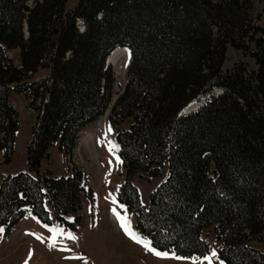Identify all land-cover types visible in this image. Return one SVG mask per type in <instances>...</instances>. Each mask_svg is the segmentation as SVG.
Segmentation results:
<instances>
[{"label":"trees","instance_id":"16d2710c","mask_svg":"<svg viewBox=\"0 0 264 264\" xmlns=\"http://www.w3.org/2000/svg\"><path fill=\"white\" fill-rule=\"evenodd\" d=\"M0 0V153L11 161L18 112L9 91L34 112L27 171L0 182V233L30 212L76 230L84 173L41 171L57 143L71 158L84 129L109 107L114 72L107 57L127 47V79L108 114L123 182L117 202L135 231L176 256L203 257L213 228L225 264H264V0ZM231 46L254 62L223 69ZM18 50L17 64L8 54ZM39 69L48 70L40 80ZM221 89L189 113L190 103ZM128 122V127L122 125ZM166 178L141 200L136 175ZM76 213L73 220L69 214Z\"/></svg>","mask_w":264,"mask_h":264},{"label":"rangeland","instance_id":"374dc122","mask_svg":"<svg viewBox=\"0 0 264 264\" xmlns=\"http://www.w3.org/2000/svg\"><path fill=\"white\" fill-rule=\"evenodd\" d=\"M33 1L29 0L28 4L32 5ZM78 1L68 0L67 8L76 6ZM254 2L256 11H260V0ZM8 54L17 64L19 63L18 50L10 51ZM128 60L129 55L124 52L114 64H108L114 72L109 107L103 116L81 133L71 158L57 150L56 143L50 149V156L43 161L41 171L51 169L53 165L54 177L68 175L66 164L68 168L71 165L79 167L84 173L83 185L86 190H93V208L89 199L85 195L82 196V208L78 212L81 215V222L76 230L61 227L48 203L45 204L52 218L50 225L71 232L75 239H70L67 235H56L53 240H49L53 233L37 217L28 213L18 221L9 235L1 231L0 264H216L215 262L220 260L217 258L220 245L214 239L212 227L202 232V236L210 243V253L215 251V256L209 260L197 256L178 259L176 257L180 256L168 252V256H158L150 250L153 248L151 245L146 248L144 242H138V237L133 239V236L121 227L118 216L128 222L130 231L135 234L134 215H129L117 202L118 190L123 182L121 176L123 169L120 159H117L119 156L115 142L116 130L110 127L108 114L125 86ZM238 61L247 62L250 66L254 64L250 57L229 46L223 69L231 67ZM47 74L45 69H39L32 79L40 80ZM220 91L221 89H214L192 105L200 106ZM27 96L15 91L13 87L9 91V101L18 112L19 124L12 160L4 163L0 153V182L6 175L27 171L26 145L31 138V123L34 119V112L28 107ZM122 127H128V122ZM167 172L168 165L165 163L160 176L146 177L147 174L142 173L134 177L133 182L140 192V201L145 206L149 205L151 192L166 178ZM75 216L76 213L69 214L67 219L71 221ZM252 246L264 251L262 243L254 242Z\"/></svg>","mask_w":264,"mask_h":264},{"label":"snow or ice","instance_id":"6c2138e0","mask_svg":"<svg viewBox=\"0 0 264 264\" xmlns=\"http://www.w3.org/2000/svg\"><path fill=\"white\" fill-rule=\"evenodd\" d=\"M117 159H119V158L117 157ZM118 219L120 220L121 227L124 228V230L126 232H128L130 235H132L133 239H137V235L133 234L130 231L129 226H128V222L124 218L119 217V216H118ZM45 227H47L49 229V231L53 233V236H50L49 240H53L56 235H67L70 239H75V237L72 235L71 232H66V230H64L63 228H61L59 226L45 225ZM138 242H144L146 248L150 247V242H148L145 237H142V236L139 237ZM150 250L153 251L158 256L163 257V256L169 255L167 252H158L155 248H151ZM214 256H215V251L213 250L209 256H205L202 258L205 260H209L210 257H214ZM176 258L180 259L182 257H176Z\"/></svg>","mask_w":264,"mask_h":264},{"label":"bare ground","instance_id":"6f19581e","mask_svg":"<svg viewBox=\"0 0 264 264\" xmlns=\"http://www.w3.org/2000/svg\"><path fill=\"white\" fill-rule=\"evenodd\" d=\"M127 53L129 55V51L128 48L126 47H118L116 48L113 52H111V54L108 56V61L110 64H114L118 58L122 55V53ZM129 61V60H128ZM192 104V103H191ZM194 110L197 107H194L193 105L191 106Z\"/></svg>","mask_w":264,"mask_h":264},{"label":"crops","instance_id":"0c3cea01","mask_svg":"<svg viewBox=\"0 0 264 264\" xmlns=\"http://www.w3.org/2000/svg\"><path fill=\"white\" fill-rule=\"evenodd\" d=\"M46 70V69H45ZM48 72V70H46V73ZM51 151V150H50ZM50 156V155H49ZM12 160V159H11ZM44 161V160H43ZM43 161H42V167H41V169L43 168ZM66 169H67V174L68 175H70V171H69V168H68V166H67V164H66ZM51 170H52V173H53V175H54V170H53V165H52V168H51ZM216 264H223V262L221 261V260H217V262H215Z\"/></svg>","mask_w":264,"mask_h":264},{"label":"water","instance_id":"95a60500","mask_svg":"<svg viewBox=\"0 0 264 264\" xmlns=\"http://www.w3.org/2000/svg\"><path fill=\"white\" fill-rule=\"evenodd\" d=\"M191 111V108H187L186 110H184V113H189Z\"/></svg>","mask_w":264,"mask_h":264}]
</instances>
